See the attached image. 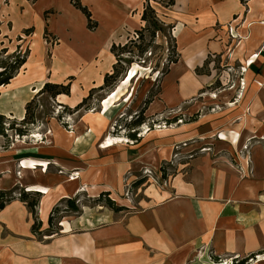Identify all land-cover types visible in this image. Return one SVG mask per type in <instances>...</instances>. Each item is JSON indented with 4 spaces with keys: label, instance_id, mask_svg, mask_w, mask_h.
I'll list each match as a JSON object with an SVG mask.
<instances>
[{
    "label": "crops",
    "instance_id": "obj_1",
    "mask_svg": "<svg viewBox=\"0 0 264 264\" xmlns=\"http://www.w3.org/2000/svg\"><path fill=\"white\" fill-rule=\"evenodd\" d=\"M21 1L24 3L9 0V4ZM80 1L89 5L86 0ZM98 1L107 30L117 35L107 49L113 44L124 45L130 33L145 26L141 17L146 0ZM70 8H66L68 12L83 17L80 11ZM24 9L26 19L22 24L26 27L30 26L28 6ZM159 18L173 26L180 58L164 76L163 91L145 114L176 107L203 88L205 82L198 79L196 70L205 65L209 55L226 50L227 27L233 23L241 26L239 32L249 33L242 51L248 49L251 55L255 50H264V0H248L246 5L240 0H175L172 7L160 12ZM20 24L16 23L17 29H21ZM102 29L99 22L97 34L82 30V36L94 38L96 45L77 41L72 25L68 35L58 32L63 35L62 44L64 40L69 43L72 60L67 63L58 55L60 63L55 68L52 65V77H58L57 82L71 75L76 77L71 95L58 96L59 103L73 108L91 89L102 86L106 74L111 73L115 63L112 54L108 63H96L105 42ZM258 57L251 67L256 70L264 67L263 57ZM248 79L251 91L234 115L241 132L236 149L238 168L231 161L230 146L219 142L215 153L191 161L186 173L176 178L173 191L153 192L151 204L137 212H115L98 202L101 194L121 190L129 164L123 156L112 157L98 147L108 124L105 117L95 119L85 114L76 125V138L53 124L52 134L43 142L34 141L32 135L13 142L8 149L0 148V192L30 188V195L39 199L37 217L41 222L35 233L34 218L27 203L18 196L5 205L0 211V264H187L201 247L217 257H243L264 250V86H257L264 84V69L262 75L251 71ZM22 80L15 78L8 88L21 90L27 82ZM89 127L92 142L84 135ZM191 129V135L199 133ZM253 135L258 140L242 152L245 140ZM21 160L32 168L25 166L17 175ZM249 160L251 175L246 166ZM47 162L51 165L44 172L41 167ZM60 169L66 174L77 172L79 178L70 181L59 174ZM85 197L94 198V203L86 205L82 202ZM75 199H80V204ZM69 202L76 210L65 212ZM60 206L64 210L51 224V212Z\"/></svg>",
    "mask_w": 264,
    "mask_h": 264
},
{
    "label": "rangeland",
    "instance_id": "obj_2",
    "mask_svg": "<svg viewBox=\"0 0 264 264\" xmlns=\"http://www.w3.org/2000/svg\"><path fill=\"white\" fill-rule=\"evenodd\" d=\"M86 1L89 4L87 7L92 13L93 21L98 23L94 31L88 30L86 17L73 7L71 0H24V3L14 2L11 5L9 0L3 3L0 0V73L5 71L3 77H0V82L8 76H14L7 85L0 86V115L10 122H16V128H21L23 127L21 122L27 115V105L33 102L32 109L36 116V124L30 126L31 132L26 138L33 135V140L39 142H43L47 136L52 134L53 124L65 130L68 136L76 138V125L85 114H90L91 118L95 119L105 117L108 124L102 142L97 144L98 147L103 148L105 140L112 136L113 146L104 148L105 151L113 155L112 157L123 156L129 163L126 164L123 173L121 190L113 189L108 192L109 196L105 197V199L112 200L115 206L122 208L123 213L137 212L145 208L146 204H151L152 194L155 191L157 193L173 191L176 178L186 173L191 161L199 156L215 153L216 144L219 142L230 146L233 155L231 161L238 168L236 160L239 152L236 149L240 140V131L238 130V118L234 115L238 114L239 108L244 105L251 91L248 75L251 71L256 75H262L264 69V67L257 70L255 69L257 67L251 68L259 55L263 57L264 63V50L250 51L251 55H248V49L242 51L243 43L249 39V33L239 32L241 26L236 22L228 26L229 39L226 43V50L222 54L209 55L208 64L205 67L203 65L200 68L201 73L197 74L198 79L205 82L203 88L195 96L184 100L176 107H167L155 113H150V111L148 114L144 113L147 122L138 129L130 130L128 126L145 110L150 98L153 96V101L159 98L164 88L163 71L167 67V61L169 58L176 57L173 53L176 41L169 27H164L166 31L158 34L154 45L142 58L137 56V51L132 55L128 53L122 55V60H131L132 65L127 66L126 63L123 65L126 72L112 91H99L98 88L101 86L90 90V92L96 91L86 105H89L90 110L74 111L89 96L90 92L73 108L59 103L58 97L53 99L48 94L40 93L46 83L65 86L70 84V94L63 95H71L72 84L76 77L71 75L62 82H57L58 77H52L51 70L52 65L55 68L57 63H60L58 55L67 63L72 60L69 43L67 40H64L66 41L64 45L61 42V36L68 35L67 29L71 25L75 29L72 34L77 41L96 45L94 38L82 36V30L85 28L88 32L97 34L100 22L103 28L101 38L105 42L100 46L96 63L109 62L112 45L108 49L106 45L116 40L117 35L110 34L107 30L101 9L102 4L98 0ZM168 1L151 0L149 2L156 9L158 18L160 12L166 8ZM147 3L146 0L145 6ZM24 6H28L27 24L30 25L26 27L22 24L23 19H26L22 15L25 10ZM66 8L78 11L83 17L71 14L72 12H68ZM19 21L21 29L19 27L17 29L16 23ZM169 25L166 24V26ZM58 32L63 35L59 36ZM135 32L130 33L131 36L124 44L129 43L130 39L140 44L138 34ZM145 38V44H149V33L145 32ZM66 54L69 57L63 56ZM176 54L180 58L178 50ZM172 65L169 67V72ZM17 77L27 81L24 87L21 90L13 89L14 87L8 88L11 81ZM80 86L82 87V83ZM257 86L261 88L264 84L257 83ZM195 116L196 120L193 122L199 120L198 123L187 125L193 123L190 120ZM90 128L85 130L84 135L92 142ZM191 128H196L199 133L191 135L193 132ZM129 134H135L137 140H132ZM17 140H22V138L18 137L13 130L9 131L7 137H0V148L8 149ZM255 141L257 140L254 135L247 138L241 151L247 152ZM44 164L45 166L41 169L44 172L49 171L51 163ZM250 164V160L246 162L248 174L251 175ZM18 166L20 170L17 175L26 169L25 166L32 168L23 160ZM239 170L242 171L243 168L240 167ZM58 172L67 176L70 181L79 178L77 172L66 174L62 169ZM74 174H78V177ZM138 182L141 184L135 186ZM30 190V188L20 190L18 188V190L6 192L11 193L7 198L20 196L22 193L29 194ZM34 197L37 198L32 195L31 199ZM75 200L76 204H80V199ZM94 200V198L85 197L82 202L92 205ZM59 208L62 207H58V211L53 214L55 220L61 215L64 206L62 211ZM214 256L217 257L214 252L201 247L194 252L187 264H234L235 260L248 257V255L242 257L236 254H226L217 257L218 261H214L212 260ZM249 264H264V254L256 255L249 261Z\"/></svg>",
    "mask_w": 264,
    "mask_h": 264
},
{
    "label": "trees",
    "instance_id": "obj_3",
    "mask_svg": "<svg viewBox=\"0 0 264 264\" xmlns=\"http://www.w3.org/2000/svg\"><path fill=\"white\" fill-rule=\"evenodd\" d=\"M74 1V2H73ZM148 3L146 4V6H144V11L141 17V21L145 23V27L140 30V31H136L135 33L138 34V39L140 40V44L137 43L136 40L130 39L129 43L124 44V45H117V44H113L111 47V54L115 57V64L113 65V69L111 73L106 74L105 78H104V85L101 86L100 88H98L99 91H103V92H110L115 88L116 83L119 81V79L125 74L126 70L124 68L123 65L127 66H131L133 61L131 60H122V55L124 53H128V54H134L136 51L138 52V57L142 58L146 53L149 52L150 48L154 45L153 43L155 42L156 38L158 37V34H162L163 32L166 31V29L164 27H169L172 29V33H173V26L169 25L166 26V24L164 22H162L158 16L156 15V11L155 9L151 6V4L149 3L151 0H147ZM241 3L243 5L247 4L248 0H240ZM71 4L73 5V7L75 9H77L78 11H80L87 19L88 22V30H92L94 31L97 26L98 23L93 21L92 18V13L89 10V8L87 6H84L80 0H71ZM175 4V0H169L166 4V8H170ZM145 32L149 33V44H145ZM177 45L175 42V45L173 47V53L176 55L175 58L171 59L169 58L167 61V67L166 69L163 71V76H165L166 74L169 73V67L172 64H177L179 61V58L177 57ZM141 61V59L139 60ZM208 64V60L205 62L204 67ZM5 71L0 73V77H3ZM197 74H200V68L196 70ZM14 76H8L6 79L2 80L0 82V86L1 85H7L9 83V81L13 78ZM70 87L71 85H56V84H52V83H46L43 87V89L41 90L40 93L42 94H48L51 96V98L55 99L57 98L59 95H69L70 94ZM96 92L94 90H92L89 94V96L84 99V101L82 103H80L74 111H79L81 109H85L90 110L89 109V105H87L88 101L90 99H92L93 93ZM154 97L152 96L150 98V100L147 102L146 104V108L145 110L138 115L137 117H135V120L132 124H130L128 127L130 130L132 129H138L139 127H141L142 125H144L147 122V119H145L144 117V113L145 111L148 109L149 105L153 102ZM32 105L33 102L29 103L27 105L26 111H27V115L25 117V119L21 122V125L23 127L21 128H16V122H10L9 120L6 119V117L0 115V137H7L8 136V132L9 131H14L15 134L20 137H26L30 134L31 132V127L30 126H34L36 124V116L34 113V110L32 109ZM196 120V116L194 118H192L190 120V122H193ZM30 127V128H29ZM129 137L132 140H137L136 135L135 134H129ZM141 184L140 182L135 183V186ZM36 194V193H34ZM9 195H11V193H6V192H0V211L2 209H4L5 205L9 202H11L13 198H7ZM36 196V195H35ZM109 194L108 193H103L101 194V196L98 198V202H105V204L107 205V207L111 208L112 210H114L115 212H120L123 211L122 208H119L117 206H115L114 202L110 199H105V197H108ZM20 200L25 201L27 203L28 209L30 211V213L32 214L33 218H34V225H33V231L35 233H37V231L40 229L41 227V222L39 221L38 217H37V207L39 205V199L38 197L29 201V198L32 197V195L27 194V193H22L20 196H18ZM67 209H73L76 210V207L74 206L73 203L69 202V206L67 207ZM58 211V207L54 208L53 211L51 212V218H50V223L52 224V220H53V214L54 212L56 213ZM260 254H264V250H262L261 252L257 253V254H252L249 255L246 258H242L240 260H235L234 264H249V261L251 259H253L256 255H260ZM212 260L214 261H218L219 259L217 257H212Z\"/></svg>",
    "mask_w": 264,
    "mask_h": 264
},
{
    "label": "bare ground",
    "instance_id": "obj_4",
    "mask_svg": "<svg viewBox=\"0 0 264 264\" xmlns=\"http://www.w3.org/2000/svg\"><path fill=\"white\" fill-rule=\"evenodd\" d=\"M37 35V34H36ZM34 44V43H33ZM75 90V89H74ZM108 136V135H107ZM109 137V136H108ZM113 141H114V138H107L104 142V146L103 148H107V147H110V146H113ZM107 145V146H106ZM67 171V170H66Z\"/></svg>",
    "mask_w": 264,
    "mask_h": 264
},
{
    "label": "built area",
    "instance_id": "obj_5",
    "mask_svg": "<svg viewBox=\"0 0 264 264\" xmlns=\"http://www.w3.org/2000/svg\"><path fill=\"white\" fill-rule=\"evenodd\" d=\"M256 140H258V138H256ZM74 176H77L78 177V174H74ZM72 178H75V177H72Z\"/></svg>",
    "mask_w": 264,
    "mask_h": 264
}]
</instances>
